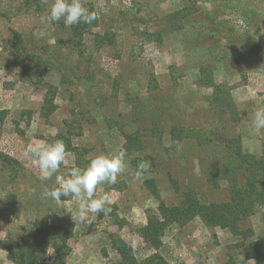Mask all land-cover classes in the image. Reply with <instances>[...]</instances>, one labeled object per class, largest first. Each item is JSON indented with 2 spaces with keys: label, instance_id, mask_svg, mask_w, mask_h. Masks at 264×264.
<instances>
[{
  "label": "rangeland",
  "instance_id": "rangeland-1",
  "mask_svg": "<svg viewBox=\"0 0 264 264\" xmlns=\"http://www.w3.org/2000/svg\"><path fill=\"white\" fill-rule=\"evenodd\" d=\"M39 1L0 0V109L8 110L0 151L21 162L10 175L0 161V240L37 245L43 234L73 224L67 264H119L118 240L135 242L139 260L159 254L171 264H224L230 257L255 264L240 236L199 216L168 226L158 250L141 228L149 213L159 214L161 201L179 204L189 190L204 203L229 199L236 140L244 153L264 155V129L253 124L264 108V0H81L98 19L81 40L63 19H50L52 0ZM16 32L27 52L51 59L45 80L58 89V108L49 117L41 114L45 88L23 80L14 64ZM103 32L115 42L98 45ZM219 88L231 95L233 109L213 104ZM125 132L141 135L135 155L124 148ZM59 133L78 151H66L58 172L41 181L27 146L55 142ZM119 152L125 171L117 183L98 185L94 197L111 194L115 214L89 213L76 222L75 197L60 204L42 197L73 167L84 170L97 155ZM133 156L137 167L146 161L150 168L138 174ZM238 175L244 180L242 169ZM242 226L253 229L250 240L264 238V205ZM7 256L0 244V264H14Z\"/></svg>",
  "mask_w": 264,
  "mask_h": 264
},
{
  "label": "trees",
  "instance_id": "trees-1",
  "mask_svg": "<svg viewBox=\"0 0 264 264\" xmlns=\"http://www.w3.org/2000/svg\"><path fill=\"white\" fill-rule=\"evenodd\" d=\"M32 2L40 3L39 0H25V5H30ZM89 11L92 12L91 9ZM97 23L98 19L91 24L79 23L72 25L74 39L81 40L84 34H87ZM13 39L14 64L22 69L23 80L36 85L41 84L45 88L41 114L44 117H49L58 108V105L55 103L58 89L55 85L45 80L47 70L51 67V59L42 57L38 59L34 52H27L20 33L16 32ZM96 40L100 46L115 42L113 34L109 32L96 34ZM220 88L215 90L212 95L213 104H216L219 108L226 106V108L233 109V98L227 91ZM7 116L8 110L0 109V126L3 125ZM15 124L16 126L19 125L17 121H15ZM124 137L126 140L124 148L129 154L135 155L136 152L143 148L139 132L133 134L125 132ZM57 140L64 141L66 151L74 153L78 151L70 139H65L63 134H57ZM234 146L230 151L233 153L232 158L227 165L229 172L226 173L231 182L229 199L222 202L204 203L194 191L189 190L183 194V198L179 204L168 205L164 201H161L158 207L159 214L154 212L149 213L147 224L141 228L143 237L154 248L158 250L162 246L161 237L166 228L172 223L186 224L199 216L207 226L228 228L235 235L240 236L241 245L246 244L248 246V258L253 259L255 264H264V238L250 240L253 229L242 226L245 220L256 212L259 205H264V155L257 157L251 153H244L241 140L239 139L236 140ZM138 159V156H133L131 159V164L136 167L137 171ZM0 161L9 170L10 175L17 173L19 169L17 166H21L19 160L2 151H0ZM235 161L238 162L235 163ZM241 169L244 173V180H240L238 175ZM222 171L223 169L221 173ZM70 197H61V200H67ZM112 214H115V210H112L108 215ZM99 216L105 215L99 213ZM73 233L74 225L70 224L67 228L57 226L53 234H49V236L43 234L44 237L42 236L41 242L37 245H33L30 241H25L21 238L0 240V244L7 250V257L14 264H67L66 258L71 251L68 241L73 236ZM117 243V249L121 252L122 256L119 264H171L164 256L159 254L139 260L135 256V250L130 245H127L122 240H118ZM49 248L53 249L55 253L52 259L48 255ZM224 264L238 263L230 257Z\"/></svg>",
  "mask_w": 264,
  "mask_h": 264
},
{
  "label": "clouds",
  "instance_id": "clouds-1",
  "mask_svg": "<svg viewBox=\"0 0 264 264\" xmlns=\"http://www.w3.org/2000/svg\"><path fill=\"white\" fill-rule=\"evenodd\" d=\"M50 19L54 22L63 19L66 26L79 23L91 24L97 19V14L90 12L81 0H52ZM253 124L256 130L264 129V108L255 111ZM26 155L34 158L33 163L39 169V179L47 181L64 163L66 148L60 140L52 143L38 142L27 146ZM149 168L150 164L142 161L138 165V174ZM124 171V152L114 155H97L90 160L86 169L73 167L66 179L58 177V186L51 189L45 188L42 197L52 199L57 204L61 203V197H75L78 200V211L71 213L76 222L88 220L89 213L108 215L112 211L111 194L105 193L99 198H94L97 186L104 182L117 183V177ZM131 247L135 249V242H132Z\"/></svg>",
  "mask_w": 264,
  "mask_h": 264
}]
</instances>
